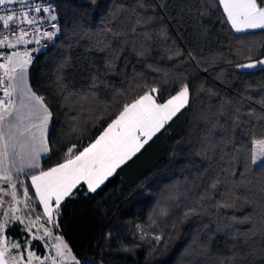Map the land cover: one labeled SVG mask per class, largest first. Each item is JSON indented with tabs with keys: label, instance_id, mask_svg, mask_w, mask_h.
<instances>
[{
	"label": "snow or ice",
	"instance_id": "6c2138e0",
	"mask_svg": "<svg viewBox=\"0 0 264 264\" xmlns=\"http://www.w3.org/2000/svg\"><path fill=\"white\" fill-rule=\"evenodd\" d=\"M199 2L200 17L219 7L235 32L264 31V0ZM91 4L96 5V0H91ZM167 7L166 0H131L127 4L113 0L97 26L74 23L64 33L76 44L84 42L86 53H99L100 57L80 68L79 83L86 86L65 81L63 72L70 66V59L62 61L56 69L55 82L61 94L59 107L76 112L66 120L67 131L62 133V139L69 142L78 139L84 115L96 119L95 111L99 108L103 109L100 119L109 117L110 122L86 146L71 144L59 162L44 169L40 163L42 154L54 151L49 143L53 105L32 89L28 69L33 63V53L47 47L42 43L44 39L52 43L60 38L59 19L48 0H0V264H83L59 234L62 202L81 184L95 192L189 105L187 83H181L174 95L161 102L167 89L149 85L134 70L129 87L110 89L115 94L110 103H102L98 96L101 88H109L107 78L117 73L118 64L129 67V58L133 56L142 61L155 51L161 59L201 63L194 50L185 51L171 38L164 17L157 11ZM156 21L159 26H154ZM32 43L38 47L29 49L27 46ZM258 66H264V60L240 64L237 68ZM147 67L160 71L153 64ZM251 102L252 96L241 95L238 99L221 101L215 111L200 114L203 128L196 154L202 157L204 167L183 188L170 189L162 197L160 206L149 217L147 228L135 225L133 235L149 243L151 251L167 246L171 235L164 229L155 231L159 226L157 220L167 225L164 218L176 215L181 209L180 197H184L189 203L183 205L180 223L191 217H210L209 223L198 229L203 239L198 236L193 241L200 255H210V233L227 232L234 241L229 255L213 257L209 264H245L248 257L253 258L249 264H255L256 260L264 262V183L259 195L262 211L258 226L251 224L252 216L223 217L222 222L212 218L220 217L222 209L240 207L241 201L245 205L256 203L251 196L241 195L245 183L231 181L237 166L244 169L241 174L244 181L249 172H260L264 180V97L254 101L259 111L251 107ZM255 125H259L258 133ZM38 206L42 211L37 212ZM17 223L21 225L19 239L7 234ZM242 224L251 227L246 232L234 227ZM175 227L173 224L172 228ZM256 236L259 246L250 247L249 240ZM36 241L43 245V255L35 251ZM239 247H249V251L242 253Z\"/></svg>",
	"mask_w": 264,
	"mask_h": 264
},
{
	"label": "trees",
	"instance_id": "16d2710c",
	"mask_svg": "<svg viewBox=\"0 0 264 264\" xmlns=\"http://www.w3.org/2000/svg\"><path fill=\"white\" fill-rule=\"evenodd\" d=\"M51 1L56 8L61 35L46 50L35 54L29 69L32 87L53 105L54 119L49 129V143L54 151L42 158L41 166L44 169L59 162L71 144L86 146L110 122L109 117L100 119L103 109L99 108L95 111L96 119L84 115V125L78 139L70 142L63 140L62 133L67 131L66 120L76 115V112L59 107L61 94L55 82V73L62 61L70 59V66L63 72L65 81L77 84L78 87L86 86L79 83L80 68L96 61L100 54L86 53L84 42L76 44L68 40L64 33L74 23L85 27L97 26L113 0H96V5H92L91 0ZM115 2L127 4L131 0ZM166 3L167 8L157 11L164 17L163 23L168 26L171 38L185 51L194 50L201 63L161 59L155 51L151 57L142 61L133 56L129 58V67L125 68L123 63L118 64L117 73L107 78L109 88H101L98 96L102 103H110L115 95L110 89L129 87L134 70L142 74L149 85L167 89L163 92L161 102L174 95L181 83H187L190 89L189 105L95 192H90L86 185L81 184L73 190L71 197L62 202L59 234L83 264H209L213 257L229 255L234 242L227 232L210 233V255H200L193 241L200 236L198 229L202 224L209 223L210 217H191L180 223L183 205L189 203L184 197H180L181 209L177 210L176 215L164 218L168 220L167 225L157 220L159 226L155 231L159 233L164 229L171 235L166 247L161 245L153 252L149 243L133 235L136 232L135 225L147 228L149 217L153 216L162 197L170 189L183 188L186 182H191L198 169L204 167L202 157L196 154L203 128L200 114L215 111L221 101L238 99L241 95L252 96L251 107L259 111V105L254 101L264 97V66L249 70L237 68V65L264 58V31L258 29L236 33L219 7L209 15L200 17L197 13L200 9L199 0H166ZM159 23L156 21L154 26H159ZM69 44L72 46L69 47ZM147 64H153L160 71L154 72ZM255 128L258 133L259 125H255ZM242 173L243 167L237 166L236 175L231 177V181L245 183L246 188L241 189V195L251 196L256 203L245 205L241 201L240 207L222 209L220 217L214 215L212 218L222 222L223 217L242 219L244 216H252L251 224L258 226L262 211L259 195L264 180L260 172H249L244 181ZM188 197H192L191 192ZM36 210L40 212L42 208L38 206ZM173 224L176 225L174 229ZM19 227L21 225L17 223L8 229V235H19ZM234 227L246 232L251 225ZM259 242L258 236L253 237L249 240V246L258 247ZM239 251L247 253L249 247H239ZM251 260L253 258L248 257L245 264ZM255 264L264 262L256 260Z\"/></svg>",
	"mask_w": 264,
	"mask_h": 264
},
{
	"label": "rangeland",
	"instance_id": "374dc122",
	"mask_svg": "<svg viewBox=\"0 0 264 264\" xmlns=\"http://www.w3.org/2000/svg\"><path fill=\"white\" fill-rule=\"evenodd\" d=\"M37 212H38V210H37ZM20 228H21V227H19V229H18L19 235H17V236L9 235V236H13V237H15V238H17V239L21 238L22 233H21V231H20ZM7 234H8V232H7ZM41 234H42V233H41ZM54 242H55V241H53V243H54ZM33 247H34L35 251L37 252V254H39V255H43V253H44L45 250H44V247H43V245L41 244V242H39V241L34 242ZM72 253H73V252H72Z\"/></svg>",
	"mask_w": 264,
	"mask_h": 264
},
{
	"label": "crops",
	"instance_id": "0c3cea01",
	"mask_svg": "<svg viewBox=\"0 0 264 264\" xmlns=\"http://www.w3.org/2000/svg\"><path fill=\"white\" fill-rule=\"evenodd\" d=\"M234 30V29H233ZM258 30V29H257ZM235 31V30H234ZM249 31H253V30H249ZM237 33V32H236ZM29 49H32V48H34L33 47V45L32 44H30V45H28L27 46ZM34 56H35V53H33V59H34ZM260 60H264V58H262V59H260ZM260 60H258V61H260ZM251 62H255V61H251ZM248 63H250V62H248ZM247 64V63H246ZM29 69H30V66H29ZM29 69H28V81H29V84H30V86L32 87V85H31V83H30V73H29ZM253 69H256V68H253ZM246 70H249V69H246ZM32 89L34 90V88L32 87ZM35 91V90H34ZM50 126H51V124H50ZM48 155V154H47ZM46 155L45 154H42V156H41V160H42V158L43 157H45ZM40 163H41V161H40ZM102 186V185H101Z\"/></svg>",
	"mask_w": 264,
	"mask_h": 264
},
{
	"label": "built area",
	"instance_id": "2783aa9c",
	"mask_svg": "<svg viewBox=\"0 0 264 264\" xmlns=\"http://www.w3.org/2000/svg\"><path fill=\"white\" fill-rule=\"evenodd\" d=\"M48 2H50V3H52L53 4V2L51 1V0H48ZM53 6H54V4H53ZM5 7H9V6H5ZM55 7V6H54ZM44 15H46V14H44ZM59 26L61 27V25H60V22H59ZM48 30H51V29H48ZM61 35V34H60ZM42 43L43 44H46L47 45V47L46 48H43V49H41V51H39V52H36L35 54H38V53H40V52H42V51H44V50H46L49 46H50V44H52V43H49L46 39H44L43 41H42ZM32 45H33V47L34 48H36V47H38V45H36L35 43H32Z\"/></svg>",
	"mask_w": 264,
	"mask_h": 264
}]
</instances>
